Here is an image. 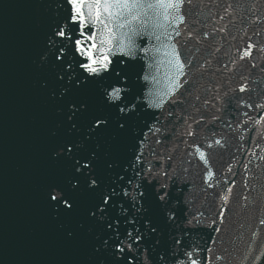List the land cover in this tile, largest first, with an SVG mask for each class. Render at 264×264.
I'll return each mask as SVG.
<instances>
[{
	"label": "water",
	"instance_id": "obj_1",
	"mask_svg": "<svg viewBox=\"0 0 264 264\" xmlns=\"http://www.w3.org/2000/svg\"><path fill=\"white\" fill-rule=\"evenodd\" d=\"M70 7L67 0H0V264L95 262L92 246L101 233L88 220L86 207L69 217L58 214L47 199L50 186L70 187V161L54 158L59 144L70 135H84L82 127L79 133L68 131L65 113L73 96L61 97L49 51L54 45L48 44L56 26L66 22ZM179 14L185 17L182 23L170 20L159 27L162 16L148 10L143 17H151L148 33L155 27L161 39L149 35L150 51L146 57L141 54L136 65L137 70L150 65L148 74L156 80L149 86L153 92H166L173 70L165 54L170 48L164 45L174 44L182 59L191 61L181 78L183 86L172 98L178 102L164 105L154 124L161 129L156 135L145 127L154 117L141 113L122 148L120 167L111 170L126 167L132 137L142 133L149 137L146 161L163 163L166 170L171 165L173 186L166 207L156 203L149 187L148 214L159 224L163 243L153 249V237L139 251L134 248L132 264H145L146 256L155 264L173 235L184 241L179 252L185 246L199 249L202 262L211 256V264H264V122L254 124L264 110L247 107L264 102V0H191ZM125 31L119 29L117 39ZM142 42L145 37H137V44ZM249 43L255 46L252 56L241 60ZM242 84L245 92L239 91ZM189 131L195 135H187ZM157 136L163 143H155ZM217 139L220 145L207 147ZM194 142L206 151L215 173L208 182L213 187L205 183L209 168L193 154ZM229 186L233 191L225 204L221 195ZM169 209L176 212L174 224L165 223ZM193 215L199 220L196 227L186 224ZM128 227L122 224L121 231ZM69 231L73 236L66 238Z\"/></svg>",
	"mask_w": 264,
	"mask_h": 264
},
{
	"label": "snow or ice",
	"instance_id": "obj_2",
	"mask_svg": "<svg viewBox=\"0 0 264 264\" xmlns=\"http://www.w3.org/2000/svg\"><path fill=\"white\" fill-rule=\"evenodd\" d=\"M67 3L71 7L66 22L56 26L48 44L54 45L49 51L56 69L55 79L62 85L61 97L73 96L65 113L68 131L70 134L79 133L82 127L84 135H70L59 144L54 158L70 161L67 181L70 187L50 186L47 199L58 214L62 212L69 217L82 206L86 207L88 220L97 225L101 233L92 246L94 264H132L134 248L139 251L140 245L153 237V249L163 243L159 238V224L148 214L149 187L156 203L166 207L171 199L169 189L173 186L169 183L172 180L171 165L166 170L163 163L153 165L146 161L145 148L149 137L142 133L132 137L131 155L127 157L126 167L115 173L111 170L120 167L117 161L122 148L127 146L129 131L142 112L154 117L151 124H145L147 132L153 135L160 133L161 129L154 128V124L159 122L166 103L178 102L172 98L183 86L181 78L187 75L185 69L191 64V61L182 59L174 44L164 45L170 48L165 54L169 57L173 77L166 92H153L149 85L156 78L148 74L150 65L141 64L139 70L136 65L140 55L146 57L150 51L146 46L149 35L155 36L156 40L161 36L156 35L155 27L148 33L151 17H143L147 16L148 10H155L164 21L159 27H164L170 20L182 23L185 17L179 14L180 10L191 0H67ZM125 28L127 31L119 32L117 39L118 30ZM176 35L180 32L177 31ZM141 36L145 37V42L137 44V37ZM171 39L168 36V40ZM254 47L249 43L240 59L250 58ZM159 50L156 49L157 52ZM246 90L243 84L239 88L240 92ZM93 97L98 98V103L93 102ZM247 107L264 110V102L249 103ZM172 114L168 113L169 116ZM262 122L264 115L254 124ZM187 135L195 133L189 131ZM88 142H92V146H88ZM155 143L159 145L163 139L157 136ZM213 143L220 145L221 140L217 139L207 147L211 148ZM192 147L193 154L209 168L205 173V183L212 181L215 173L210 170L206 151L195 142ZM148 151L157 161L161 160L153 149L149 147ZM171 159V156L167 157V160ZM208 186L213 187L211 183ZM232 191L229 186L222 193L221 199L225 204L229 202ZM219 216L222 223L224 212L221 211ZM176 219V212L169 209L165 223L174 224ZM215 223L213 220L212 224ZM260 223L264 224V220ZM122 224L129 225L123 232ZM186 224L196 227L199 220L193 215ZM214 230L220 231L219 228ZM72 236L71 231L66 233V238ZM171 241V245L158 254L155 264H169L170 261L171 264H211V256H205L203 262L198 258L199 249L185 246L183 252H179L180 246L184 245L180 235H173ZM144 251L147 253L148 248ZM207 251L211 252V249ZM145 264H153L150 256L145 257Z\"/></svg>",
	"mask_w": 264,
	"mask_h": 264
}]
</instances>
